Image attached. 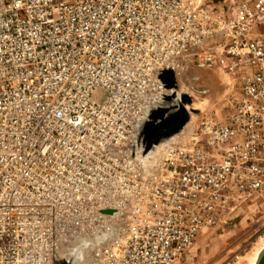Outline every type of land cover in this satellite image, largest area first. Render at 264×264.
<instances>
[{"label":"built area","instance_id":"2783aa9c","mask_svg":"<svg viewBox=\"0 0 264 264\" xmlns=\"http://www.w3.org/2000/svg\"><path fill=\"white\" fill-rule=\"evenodd\" d=\"M217 63L236 93L155 156L165 77ZM245 202L264 205V0H0V264L75 243L174 264Z\"/></svg>","mask_w":264,"mask_h":264},{"label":"rangeland","instance_id":"374dc122","mask_svg":"<svg viewBox=\"0 0 264 264\" xmlns=\"http://www.w3.org/2000/svg\"><path fill=\"white\" fill-rule=\"evenodd\" d=\"M242 1L205 0L218 10H227ZM235 86L233 77L226 73L225 67L220 63L197 73L184 72L178 76L177 82L173 83L174 91L171 96L163 106L156 107L142 125V133L146 137L149 127L156 121L153 116L163 109L167 110L164 115L169 113V134L157 142L154 140L155 156L168 144H190L200 119L213 110L221 113L230 96L236 93ZM261 238H264V205L259 202L241 203L226 224H219L203 232L193 248L174 264H244L242 261L253 253ZM80 246L82 245L79 243L74 244L76 248ZM86 247L84 244L82 249H72L61 261L65 258L75 261L74 256L81 251L82 257L77 260V264H87Z\"/></svg>","mask_w":264,"mask_h":264},{"label":"bare ground","instance_id":"6f19581e","mask_svg":"<svg viewBox=\"0 0 264 264\" xmlns=\"http://www.w3.org/2000/svg\"><path fill=\"white\" fill-rule=\"evenodd\" d=\"M168 115H169V113H168ZM168 115H163L162 117H160L159 120H156L154 122V128L151 131V133L154 136L155 142L159 141L161 138H163L169 134L171 122H170ZM263 253H264V238H261L260 241L258 242L257 246L255 247V250L253 251V253L250 256L246 257L245 261H242V262H245L244 264H258V261L260 260ZM81 257H82V252L79 251L78 254L74 256V260L76 262L73 261L71 258H65L60 262H62L61 264H77V260L81 259Z\"/></svg>","mask_w":264,"mask_h":264},{"label":"water","instance_id":"95a60500","mask_svg":"<svg viewBox=\"0 0 264 264\" xmlns=\"http://www.w3.org/2000/svg\"><path fill=\"white\" fill-rule=\"evenodd\" d=\"M172 74H170V75H168V76H166L165 77V80L167 81V82H169L170 83V87H172L173 86V80H172ZM167 112V110L166 109H163V110H161L159 113H156L154 116H153V119L154 120H157V119H159L160 117H162L165 113ZM153 128H154V124H152L150 127H149V129H148V132H147V134H146V137L148 138V140H149V144H148V149L147 150H150L152 147H153V144H154V136L152 135V133H151V131L153 130ZM258 264H264V253H263V255L261 256V258H260V260L258 261Z\"/></svg>","mask_w":264,"mask_h":264},{"label":"flooded vegetation","instance_id":"af4514ba","mask_svg":"<svg viewBox=\"0 0 264 264\" xmlns=\"http://www.w3.org/2000/svg\"><path fill=\"white\" fill-rule=\"evenodd\" d=\"M154 138V137H153Z\"/></svg>","mask_w":264,"mask_h":264}]
</instances>
